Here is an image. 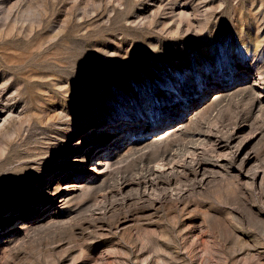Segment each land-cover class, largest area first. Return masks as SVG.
Returning a JSON list of instances; mask_svg holds the SVG:
<instances>
[{
    "label": "rangeland",
    "instance_id": "rangeland-1",
    "mask_svg": "<svg viewBox=\"0 0 264 264\" xmlns=\"http://www.w3.org/2000/svg\"><path fill=\"white\" fill-rule=\"evenodd\" d=\"M263 82L264 0H0V264H264Z\"/></svg>",
    "mask_w": 264,
    "mask_h": 264
},
{
    "label": "bare ground",
    "instance_id": "bare-ground-1",
    "mask_svg": "<svg viewBox=\"0 0 264 264\" xmlns=\"http://www.w3.org/2000/svg\"><path fill=\"white\" fill-rule=\"evenodd\" d=\"M15 83V82H14ZM264 83V82H263ZM230 86L227 88V89H229V88H231V87H233V85H234V83H231V84H229ZM227 85H225V87H226ZM226 90V89H225ZM4 91V90H3ZM224 90H222L221 91V93L223 92ZM216 94H213V96H215ZM221 94H217L216 96H215V98H217V97H219ZM192 100V99H191ZM188 102H190V100H188L187 102H185V104L183 105V106H187V103ZM184 103V102H183ZM170 105V104H169ZM182 112V111H181ZM181 115V113H179V116ZM179 116H177V117H179ZM159 117V116H158ZM166 117L164 118V119H162L161 121H159L157 124H160V123H163V122H165L166 121ZM130 119H128V121H129ZM131 121V124H134L135 123V121H137V120H130ZM134 121V122H133ZM99 122V123H98ZM121 122H124V121H121ZM113 124H111V122H108V121H106L105 120V122L104 121H97L96 122V125H95V127H97V126H101V127H104V126H107V124L109 125V124H111V125H109V127H117V123H119V121L118 122H112ZM144 124H146V130L144 131V133H146V131H148L149 129H151V126H150V124H149V122L148 121H144V123H143V125ZM156 124V123H155ZM95 127H93V128H91V129H89V130H87V132L88 131H90V132H88V135L87 136H94V135H97L98 136V143L96 142L95 144H97L98 146H95V147H93L94 146V143L93 144H88L87 146H86V148L87 149H96V148H98L99 149V151L97 152V155L99 154V153H101V152H103L102 150H101V148L100 147H102V145H101V143L105 140V139H108L109 137H113V136H115L114 135V133H112V132H109V131H105V132H103V131H101V132H97V131H95ZM116 129V131H119V129L118 128H115ZM141 130V131H140ZM144 130V128H141V129H139L138 131H140V132H142ZM138 131H136V132H133V134H131L130 135V137L128 138V139H130V140H133L135 137V135H137V133H138ZM123 132V131H122ZM121 131L119 132V133H122ZM143 132L141 133V134H138L137 136H140V137H138V139H136V141H135V143L133 144V146L134 145H136V144H139V143H141V142H144L146 139H148L149 137L146 135V136H144L143 134H144ZM141 135H143V136H141ZM124 136H126V134L124 135ZM91 138V137H90ZM122 137L118 134V137L117 138H115V139H113V140H111L110 142H113L114 140H117V142L115 143V144H111V146H115L116 148H120V146H122V145H118L119 143H121V142H124L123 140L124 139H121ZM126 138V137H125ZM119 139V140H118ZM221 145V144H220ZM226 145V144H225ZM224 145V146H225ZM63 146V145H62ZM216 146V145H215ZM219 146V145H218ZM217 146V147H218ZM65 147V146H64ZM76 147V146H75ZM213 147V146H212ZM216 147V148H217ZM103 148V147H102ZM210 148V147H209ZM214 148V147H213ZM76 149V148H75ZM66 160V159H65ZM69 161V160H68ZM210 161V160H209ZM77 163V162H76ZM103 163L104 162H102V161H100V163H99V165L101 164V165H103ZM106 164V163H105ZM100 165V166H101ZM97 169V168H96ZM53 170V169H52ZM59 170H61L62 172H66V171H69L70 173H71V175H74V174H76L78 171H77V165L74 167V166H72L71 164H70V166H67V167H63V168H60ZM90 172H93V173H95V174H98V173H101V172H98V171H96L95 170V167H93V168H91L90 167V171H89V173L87 174V177L90 175ZM63 175V174H62ZM99 175V174H98ZM87 177L86 178H84L83 179V181H85L86 179H87ZM83 187V185L81 184H78V185H67V186H65L64 187V189H71V188H75V189H81ZM74 190V189H73ZM68 191H70V190H68ZM70 192H72V190L70 191ZM50 198V197H49ZM49 198H46V197H43V200H41L42 202H47L48 201V199ZM66 199V202L67 201H69L71 198H64V199H62V201L63 200H65ZM41 208V207H40ZM30 214V213H29ZM28 214V215H29ZM36 216V220L37 219H40V216L41 215H35ZM29 219V218H28Z\"/></svg>",
    "mask_w": 264,
    "mask_h": 264
}]
</instances>
